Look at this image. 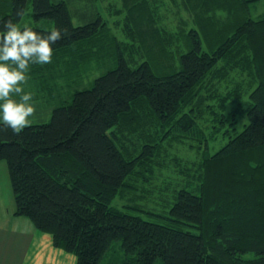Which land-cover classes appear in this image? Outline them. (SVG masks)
I'll list each match as a JSON object with an SVG mask.
<instances>
[{
  "label": "trees",
  "instance_id": "obj_1",
  "mask_svg": "<svg viewBox=\"0 0 264 264\" xmlns=\"http://www.w3.org/2000/svg\"><path fill=\"white\" fill-rule=\"evenodd\" d=\"M253 2L185 0L189 26L185 19L165 34L148 0H121L126 45L100 16L75 26L63 0H0V27L9 18L18 23L30 4L31 17L53 27H28L61 30L53 55L81 63L97 48L114 59L47 122L19 134L0 123L14 215L76 264H264V18L250 17ZM107 39L108 47H97ZM224 60L227 71L240 66L251 76L245 109L229 110L242 99L240 83L204 95V79L224 74ZM205 110L232 134L203 160L200 185L180 188L161 213L119 209L114 200L131 189V175L148 178L163 141L204 142L197 118Z\"/></svg>",
  "mask_w": 264,
  "mask_h": 264
},
{
  "label": "rangeland",
  "instance_id": "obj_2",
  "mask_svg": "<svg viewBox=\"0 0 264 264\" xmlns=\"http://www.w3.org/2000/svg\"><path fill=\"white\" fill-rule=\"evenodd\" d=\"M63 1L69 8L75 26L84 25L100 16L106 21L111 37H115L119 43L131 44L127 37L126 16L121 0ZM148 1L157 17V24L166 31L165 34L179 31L180 25L185 19L189 26L191 16H189L190 14L186 9L185 0ZM254 1L249 4L250 17L254 20L264 18V0ZM30 13L31 5L28 4L27 10L18 25L21 27L39 26L45 29L53 27L51 21H35ZM216 17L220 22H224L226 19V15L219 11ZM174 37L176 38V36ZM109 41L107 39L105 43L99 42L100 44L97 47L100 48L101 45L108 47ZM170 48L176 49L173 45ZM96 50H93L95 52L93 59L84 60L81 63L75 62L69 56L56 53L50 63L30 65L29 79L25 84V90L34 93L33 101L36 110L30 117L31 124L47 122L53 108L70 102L74 90L89 87L95 78L114 67V59L110 54L108 55L105 51L99 50L96 52ZM235 59L239 60V57H234L231 62L234 63ZM229 64L227 60L222 61L221 66L225 70L224 74L221 76L215 74L208 80L207 78L204 79L206 82L204 95L206 96L210 92L213 93L214 90L216 93L223 94L240 83L242 99L239 104H234L229 110L236 109L238 105L241 106V109H245L248 104L247 97L250 89L247 82L250 81L251 76L247 72H241L243 70L240 66L227 71ZM225 73L227 74L225 75ZM16 98L18 99V96ZM241 116L243 117L242 113ZM200 118H197V123L204 130V135L207 137L204 142H197L193 139L182 141L178 139L171 143L163 141L162 147L164 150L151 163V174L148 178L143 180L142 177L131 175L127 180L128 184L132 185L131 189L123 190L114 200L119 209L125 210L126 205H137L142 210L156 214L161 213L167 209L169 201L173 199L174 193L179 191L180 188L187 187L188 190H194L200 185L203 160L206 156L214 154L220 147L221 142L225 143L232 134L225 132V130H232L229 126L219 128L209 111L205 110L203 119ZM242 121L243 118L240 119V127L237 131L241 129ZM187 179L190 180L188 185L185 184ZM14 213L15 202L7 163L5 160H1L0 261H36V259L37 261H76V259H73V254L53 247L52 242L47 243L51 241L49 234L36 230L27 219L16 217ZM115 257H117L116 254L113 258Z\"/></svg>",
  "mask_w": 264,
  "mask_h": 264
},
{
  "label": "clouds",
  "instance_id": "obj_3",
  "mask_svg": "<svg viewBox=\"0 0 264 264\" xmlns=\"http://www.w3.org/2000/svg\"><path fill=\"white\" fill-rule=\"evenodd\" d=\"M62 38L59 28L42 33L11 18L0 27V123L17 134L31 124L36 110L34 93L25 90L30 65L50 63L53 45Z\"/></svg>",
  "mask_w": 264,
  "mask_h": 264
},
{
  "label": "crops",
  "instance_id": "obj_4",
  "mask_svg": "<svg viewBox=\"0 0 264 264\" xmlns=\"http://www.w3.org/2000/svg\"><path fill=\"white\" fill-rule=\"evenodd\" d=\"M50 240H51V237H50ZM50 242L52 241H48L47 243H50ZM46 245L48 246V244ZM73 259H75V257ZM0 264H76V261H37L36 259V261H14V262H11V261L1 262L0 261Z\"/></svg>",
  "mask_w": 264,
  "mask_h": 264
},
{
  "label": "bare ground",
  "instance_id": "obj_5",
  "mask_svg": "<svg viewBox=\"0 0 264 264\" xmlns=\"http://www.w3.org/2000/svg\"><path fill=\"white\" fill-rule=\"evenodd\" d=\"M59 1V0H58Z\"/></svg>",
  "mask_w": 264,
  "mask_h": 264
}]
</instances>
